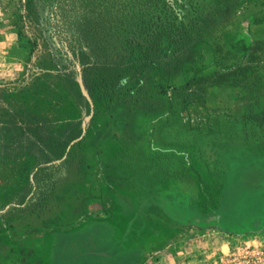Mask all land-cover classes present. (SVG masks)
<instances>
[{
	"label": "rangeland",
	"instance_id": "1",
	"mask_svg": "<svg viewBox=\"0 0 264 264\" xmlns=\"http://www.w3.org/2000/svg\"><path fill=\"white\" fill-rule=\"evenodd\" d=\"M26 1L0 0V125L84 130L47 207L1 225L0 264H117L121 234L132 262L254 264L264 248V0H171L183 15L179 51L143 74L136 103L90 102L88 116L73 103L64 47ZM31 166L0 158V202Z\"/></svg>",
	"mask_w": 264,
	"mask_h": 264
},
{
	"label": "trees",
	"instance_id": "2",
	"mask_svg": "<svg viewBox=\"0 0 264 264\" xmlns=\"http://www.w3.org/2000/svg\"><path fill=\"white\" fill-rule=\"evenodd\" d=\"M174 5L171 0L26 1V7L44 21L48 36L64 47L63 67L73 88V103L84 116L91 111L90 102L136 103L143 74L157 70L168 50L179 51L183 15ZM139 22L145 25L142 29ZM15 122L0 125V158L25 156L32 159V166L29 180L2 198L0 227L47 207L60 168L70 149L80 146L84 130L79 122H70L54 134L43 125Z\"/></svg>",
	"mask_w": 264,
	"mask_h": 264
},
{
	"label": "crops",
	"instance_id": "3",
	"mask_svg": "<svg viewBox=\"0 0 264 264\" xmlns=\"http://www.w3.org/2000/svg\"><path fill=\"white\" fill-rule=\"evenodd\" d=\"M127 238V237H125ZM119 241L117 242V249H119V257L117 260V264H143L142 261H140L139 263L137 262H132V255L134 254L132 251V247L129 244V242L124 241V239H122V234L120 235V238L118 239ZM137 261V260H136Z\"/></svg>",
	"mask_w": 264,
	"mask_h": 264
},
{
	"label": "built area",
	"instance_id": "4",
	"mask_svg": "<svg viewBox=\"0 0 264 264\" xmlns=\"http://www.w3.org/2000/svg\"><path fill=\"white\" fill-rule=\"evenodd\" d=\"M250 245L245 244L244 245V251L246 253H252V250L250 249ZM254 264H264V248L260 251H257V253H255L253 255V258L250 259Z\"/></svg>",
	"mask_w": 264,
	"mask_h": 264
},
{
	"label": "water",
	"instance_id": "5",
	"mask_svg": "<svg viewBox=\"0 0 264 264\" xmlns=\"http://www.w3.org/2000/svg\"><path fill=\"white\" fill-rule=\"evenodd\" d=\"M78 83H79V81H78ZM79 87H80V84H79ZM81 89V88H80Z\"/></svg>",
	"mask_w": 264,
	"mask_h": 264
}]
</instances>
